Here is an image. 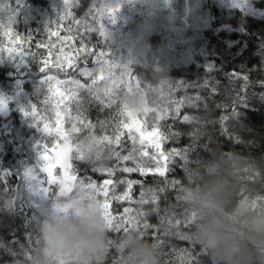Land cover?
<instances>
[{"label": "trees", "instance_id": "trees-1", "mask_svg": "<svg viewBox=\"0 0 264 264\" xmlns=\"http://www.w3.org/2000/svg\"><path fill=\"white\" fill-rule=\"evenodd\" d=\"M241 3L162 0L160 11L168 19L157 22L147 37L150 51L133 60L128 49L127 57L120 62L111 52L110 37L134 29L145 18L149 9L143 0H68L67 6L63 0H20L18 5L15 0H0V91L9 105L8 114L0 113V264H30L38 246L41 209L73 189L62 191L58 184L45 185L47 193L30 189L33 185L23 173L25 168L38 167L41 147L48 145L52 159L62 152L66 140L69 175L100 184L107 176L93 169L114 166L117 161L99 138L123 130L121 122H128L127 112L149 124L157 113L166 114L160 121L161 131L176 135L162 148L188 149L187 161L176 158L165 177L118 171L117 178L141 183L133 185L131 201H113L110 212L114 216L122 215L125 208L131 210V216L137 210L148 212L144 219L154 227L141 231L147 240L159 245L162 264H193V256L197 264H212L206 250L192 237L182 240L176 234L180 231L191 236L193 230L196 211L186 202L189 189L202 176L215 171L218 161L226 156L234 163L242 162L239 195L247 197L253 191L264 195V0ZM107 6L112 7L111 14ZM15 8L17 17L9 24ZM85 26L94 29L87 34L92 50L103 52L100 60L106 61L103 71L95 56H89L86 64L80 62L81 69L95 73L94 91L80 90L73 97L64 85L53 81L50 92L47 84L40 85L42 62L48 61L52 69L49 75L66 80L68 77L55 68L56 59L63 60L61 48L67 53L79 46L77 32L84 33ZM68 36L75 43L62 39ZM9 48L16 58L10 57ZM157 75L160 77L155 78ZM71 78L89 85L93 79L79 71L72 72ZM97 88L101 99H97ZM133 90L145 98L139 110L123 102L125 93ZM32 104L36 105L41 126L47 124L52 129L50 134L34 117L24 114ZM185 116L190 120L185 121ZM122 145L126 146L122 154H126L131 147L126 135ZM78 147L84 159H75ZM128 166L133 165L128 162ZM3 170L11 174L5 175ZM63 174L58 165L53 169L54 176ZM39 175L46 178L44 173ZM125 187L120 185L118 193ZM160 188L164 191L158 192L155 204L137 203L140 191ZM157 205L159 211H153ZM193 212L195 217L190 227L186 226L183 221ZM162 217L173 223L161 224ZM174 220H181V225L176 226ZM124 233L122 229L109 233L113 245L104 264L119 261L118 245Z\"/></svg>", "mask_w": 264, "mask_h": 264}, {"label": "clouds", "instance_id": "clouds-1", "mask_svg": "<svg viewBox=\"0 0 264 264\" xmlns=\"http://www.w3.org/2000/svg\"><path fill=\"white\" fill-rule=\"evenodd\" d=\"M143 3L149 9L145 18L127 33L110 37L113 44L127 46L133 60L150 51L147 37L157 22L168 19L160 11L162 0ZM144 100L136 90L123 96V102L137 110ZM241 168L242 162L234 163L225 156L215 171L189 189L186 202L196 211L191 237L206 250L212 264H264V195L255 191L247 197L239 195ZM102 205L95 190L77 185L44 206L37 225L38 246L30 264H104L113 245L109 235L113 229ZM118 247L117 264H162L159 245L135 227L124 233Z\"/></svg>", "mask_w": 264, "mask_h": 264}, {"label": "snow or ice", "instance_id": "snow-or-ice-1", "mask_svg": "<svg viewBox=\"0 0 264 264\" xmlns=\"http://www.w3.org/2000/svg\"><path fill=\"white\" fill-rule=\"evenodd\" d=\"M20 0H15V4H19ZM243 3V0H242ZM241 3V4H242ZM63 4L65 6L68 5V0H63ZM107 11L111 14L113 11L111 6H107ZM18 8H15L13 11L12 17L9 18V24L14 22L15 17H17ZM114 17V16H111ZM95 18V17H94ZM77 23H80L77 21ZM3 27V25H0ZM91 27L85 26V32L79 33L77 32V36L79 37V46L75 49L69 50V52L64 53L63 48L60 49V52L63 56V60L60 57H57L55 68L58 72H62L68 77L66 80L57 79L53 75H49L48 73L52 71L49 67L48 61L44 60L42 62V66H40V73L44 74L40 77V85L43 86L45 84L48 85L49 91H53L52 83L55 81L56 84L64 85L66 90L70 92V94L75 97V95L80 90H87L89 93L94 91L93 86L97 83V78L95 77L94 71H89L86 68H80V62L87 63V58L89 56L97 57V62L101 65V71H103L104 64L106 61H101L100 57L104 56V53L101 52L99 54L95 53L92 50V46H90V40L88 39V33L93 31ZM8 35V32L4 33ZM103 35V32H101ZM52 35H58V33H52ZM16 40H19L20 37L17 34ZM64 41H73L75 40L73 37L68 36L62 38ZM41 45H38V47ZM10 57H15L12 55L13 49H8ZM16 58V57H15ZM21 61L24 60L23 57L20 58ZM64 60L67 63H64ZM71 70V71H68ZM79 71L82 75L93 77L92 84H85L81 83L80 80L71 78V73ZM211 71V69H210ZM233 76L237 75L236 73H232ZM101 79L103 77H100ZM247 80V76L244 77ZM97 99H101L99 96V89L96 90ZM109 92L105 90V94ZM65 97H62V100ZM61 100V102H62ZM101 102H103L101 100ZM3 102L0 101V105ZM26 116H32L37 120V108L36 105H30L29 109L24 113ZM147 114V113H146ZM127 116L129 117L128 122H121L123 130H117L113 136H103L99 138V141L105 144L111 151L112 155L115 157L117 164L114 166H100L99 168L93 169L94 171L101 172L107 176L106 179L102 181V183L97 184L95 180L84 179L77 180L75 174L69 175V169L71 165L69 163V149L67 147V141L65 140V148L62 152L57 153L55 157L49 159V151L48 145L44 144L40 149V155L38 159V167L37 168H25L24 170V177L29 181L30 184L33 185L32 190L39 188L40 191L47 193L49 192V188L45 187V185L51 186L53 184H58L62 191L71 190L73 187L77 185L86 186L90 189L95 190L99 196H102L103 207L106 211V214L109 216L110 220L112 221V229L115 232L121 231L127 232L130 228L135 227L139 230L141 228L143 230H147L153 225H150L144 218L149 214L148 212L137 210L135 216L129 215L131 210L129 208L124 209V213L119 216H114L112 212L109 211L111 203L115 202H122L125 200L131 201L132 200V187L136 183H141L139 181H133L127 178H117L116 173L123 172V173H134L139 172L142 176H146L149 174H158L160 177H165L166 174L171 171V165H173L176 161V158H179L183 161H187V152L188 149H176L173 148L170 151H164L162 148L163 143L172 139L176 133L174 132H164L161 131L160 121L166 118V114L157 113V115L153 118L151 124L147 120L141 122L140 120L136 119L135 114L131 112H127ZM185 121H189L190 117L185 116L183 118ZM38 121V120H37ZM39 125L41 126L40 121ZM43 131L47 134L52 132V129L49 128L47 124H43L41 126ZM73 130L75 131V126H73ZM57 136H59L60 130L57 129ZM127 136V140L131 142V147L127 148L126 154H122L124 147L122 145V137ZM115 145L117 148H121L120 151L116 150V148H112L111 146ZM85 157L80 153L79 147L77 148V152L75 154V159H84ZM128 162H131L133 166H128ZM59 166V168L63 171V175H53V169ZM5 175L11 174L9 170H3ZM39 173L46 174V178H42ZM75 181V183H72ZM120 185H125V190L122 193H118L117 189ZM164 189L160 188L158 190L148 189L147 192L142 191L140 194V199L137 201L141 206L153 203L155 204L158 200V192H163ZM54 194V193H53ZM153 211H159V207L157 205ZM195 217V213L191 214V217H185L183 223L186 226L190 227L191 220ZM167 223L171 225L173 220L168 219L167 217L161 218V224ZM176 226H180L182 221L181 220H174ZM157 230L158 227H157ZM144 233V232H143ZM180 239L182 240H191V236L177 231L176 233ZM193 264H197L196 257H192Z\"/></svg>", "mask_w": 264, "mask_h": 264}, {"label": "rangeland", "instance_id": "rangeland-1", "mask_svg": "<svg viewBox=\"0 0 264 264\" xmlns=\"http://www.w3.org/2000/svg\"><path fill=\"white\" fill-rule=\"evenodd\" d=\"M73 24H74V26H75V21H74V20H73ZM125 33H127V32H125ZM110 42H111V41H110ZM111 52L115 53L116 56L118 57V59H119L120 62H121L123 59H125V57H127V54H128V48H127V46H125V45H123V44H121L120 46H117V45L113 44L112 49H111ZM112 57H113V59H114L116 62H119V60H118L115 56L112 55ZM158 60H159V59H156V61H158ZM132 75H135V74L132 73ZM154 76H155V75H154ZM157 77H160V75H157L155 78H157ZM124 80H126V77L124 78ZM0 101L3 102V104L0 105V113H1V114H4V115H5V114H8V112H9L8 101H7V98H6V96L4 95V93L1 92V91H0ZM61 142H62V141H61ZM61 142H59V143H57V144H60ZM56 155H57V154H56ZM141 192H142V191H140V194H141ZM123 204H125V202H124ZM112 208H113V204H111L109 211H111Z\"/></svg>", "mask_w": 264, "mask_h": 264}, {"label": "water", "instance_id": "water-1", "mask_svg": "<svg viewBox=\"0 0 264 264\" xmlns=\"http://www.w3.org/2000/svg\"><path fill=\"white\" fill-rule=\"evenodd\" d=\"M64 148H65V146H63V147H62L60 150H61V151H63V150H64Z\"/></svg>", "mask_w": 264, "mask_h": 264}]
</instances>
